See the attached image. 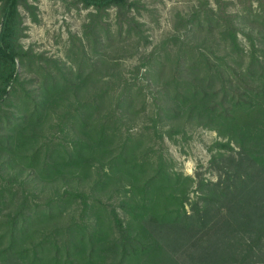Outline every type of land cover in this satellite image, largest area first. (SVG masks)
Here are the masks:
<instances>
[{"label": "trees", "instance_id": "trees-1", "mask_svg": "<svg viewBox=\"0 0 264 264\" xmlns=\"http://www.w3.org/2000/svg\"><path fill=\"white\" fill-rule=\"evenodd\" d=\"M75 3L92 9L90 57L41 74L33 94L19 67L55 62L20 44L18 7L28 0H0L1 263L264 264V0H197L130 78L108 50L115 35L136 39V53L148 42L131 15L138 0ZM16 94L21 117L10 122ZM190 123L225 139L208 148L222 173L199 181L203 193L192 201V178L143 147L184 135Z\"/></svg>", "mask_w": 264, "mask_h": 264}, {"label": "rangeland", "instance_id": "rangeland-1", "mask_svg": "<svg viewBox=\"0 0 264 264\" xmlns=\"http://www.w3.org/2000/svg\"><path fill=\"white\" fill-rule=\"evenodd\" d=\"M138 2V9L132 11L131 15H134L136 21L140 23L142 35L146 37L148 42L141 44L136 53V39L126 34L117 37L114 32L115 37L113 39L116 44L111 50H108V56L121 64L128 78L131 77V73L127 71L138 62V57L143 52L150 51L152 47H157L159 52H162L158 47L160 46L159 43L173 33L176 15H187L197 5V0H138ZM28 5L30 8H25L22 5L18 7L23 28L20 44L23 49H29L36 55H41L48 61L55 62L39 63L36 61L37 63L32 66L19 67L22 85L36 94L39 90L41 74L50 72V75H54V67L63 71L74 70L78 65L84 66L88 61L92 43L86 40L85 35L88 31L87 24L90 22L89 13L92 9L75 3V0H28ZM237 6H229L228 9L235 11ZM105 21L107 27L114 31L116 27L115 9L111 8L107 11ZM99 35L102 36V33ZM72 37H76L79 39L78 41L81 40L84 43L83 51L79 52L73 48L74 39ZM78 41L74 40L75 47H78ZM241 44L247 48L244 40H241ZM37 66L42 67V70H39ZM25 80L28 81V84L24 83ZM20 95L16 94V97L12 99L14 103L13 107L9 109L10 115H12L8 120L10 122L21 117V104L20 100L17 99ZM152 95L153 93L147 94L148 103H150L149 97ZM69 100L73 102L71 96ZM55 109L57 114H51L52 118H55L60 112L59 108ZM144 119L147 120L148 115L141 116V120L132 125L131 133L138 134L140 132ZM185 129L184 135L178 133L172 135L171 138L164 135L161 141L153 139L150 142L145 141L143 147L152 145L153 151L155 153L160 151L164 157L166 169L178 173L183 178H192V182L187 185L185 190L188 201H192L197 200V197L203 193L202 189H198L199 181L216 182L222 173L216 164L210 163V156L215 151L208 148L214 141L225 139L218 136L214 129L195 124H187ZM0 135H4L1 130ZM218 165L220 166L221 163ZM83 185L87 188V184ZM86 191L88 192V189ZM46 194V191H43L39 193V197ZM114 199L110 198L106 202L110 204ZM185 208L189 211L187 204ZM0 264H2L1 261Z\"/></svg>", "mask_w": 264, "mask_h": 264}]
</instances>
